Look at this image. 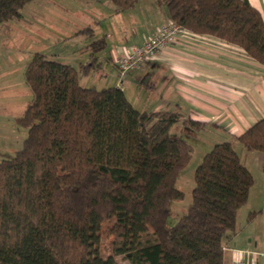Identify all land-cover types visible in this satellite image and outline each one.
Masks as SVG:
<instances>
[{
	"label": "trees",
	"instance_id": "trees-1",
	"mask_svg": "<svg viewBox=\"0 0 264 264\" xmlns=\"http://www.w3.org/2000/svg\"><path fill=\"white\" fill-rule=\"evenodd\" d=\"M29 1L0 0V23L19 17ZM110 1L117 10L137 2ZM163 2L171 21L264 66V21L247 0ZM89 47L101 51L104 38ZM24 80L31 100L18 121L27 135L0 160V264H120L117 255L130 264H223V240L236 230L253 184L231 141L203 154L191 202L169 225L172 201L184 196L176 177L193 153L187 138L171 134L181 113L140 110L120 86H83L77 68L40 52L27 61ZM237 140L264 152V117ZM110 220L111 252L103 256L101 227Z\"/></svg>",
	"mask_w": 264,
	"mask_h": 264
},
{
	"label": "crops",
	"instance_id": "crops-1",
	"mask_svg": "<svg viewBox=\"0 0 264 264\" xmlns=\"http://www.w3.org/2000/svg\"><path fill=\"white\" fill-rule=\"evenodd\" d=\"M80 1H84L82 6H91L89 9L81 8L86 18L78 21L81 24L80 32H84L88 39L83 41L84 53L69 56L64 59V63L77 68L79 83L83 86L93 82L90 77L86 78L90 73H93V79L104 75L114 86H120L128 100L140 110L179 111L182 117L177 124L183 127L186 126L183 122L185 118L198 121L202 127H188L189 134L196 139V131L209 139L204 146V153L218 141L232 142L242 162L251 171L253 184L247 201L237 212L236 230L228 232L223 240V264H233L238 260L247 264H264V152L246 151L237 140L241 133L264 117V66L235 45L212 35L190 32L120 79L114 64L115 58L130 46L145 41L160 26L170 21L169 16L168 19L151 18L157 12L155 4L163 6L161 12L164 16L165 3L162 0H137L133 7L117 10L110 0ZM247 1L260 12L264 21V0ZM61 10L62 27L73 33L75 24L67 25L69 20L66 18H72L70 12L75 13L80 9L62 4ZM65 12L68 17H65ZM145 14L151 18L146 31L126 39L121 20L133 24L139 15L146 18ZM38 17L39 21L43 19L44 22L52 19L42 13ZM104 22L108 26L103 28L101 25ZM38 23L34 25L36 28L41 26ZM87 28L91 29V35L88 30L83 31ZM16 29L21 34L25 31L18 27ZM14 31L15 28L11 33ZM98 38H104L105 47L92 53L89 44ZM49 50L50 47H41L33 53L40 52L52 58L57 56L58 53ZM103 61L106 66H103ZM102 66L106 69L111 66V70L105 71ZM83 78L84 82L81 83ZM188 140L193 145L192 140ZM251 212L257 213L248 220Z\"/></svg>",
	"mask_w": 264,
	"mask_h": 264
},
{
	"label": "rangeland",
	"instance_id": "rangeland-1",
	"mask_svg": "<svg viewBox=\"0 0 264 264\" xmlns=\"http://www.w3.org/2000/svg\"><path fill=\"white\" fill-rule=\"evenodd\" d=\"M83 2L84 1L80 0H31L25 4L24 8L21 10L22 14L19 17L0 23V160L21 149L27 135V128L22 126L18 119L31 100L30 89L24 80V68L27 62L26 59H28L29 55H32L33 51L37 50V48L45 47L47 49L50 47L49 51L52 50L58 54L54 58H49L64 62V59H67L69 56L74 54L78 56V54L82 55L84 53L85 45L83 41L87 40L88 37H86L84 32H80L81 24H79L78 21L86 18L83 12L84 10L81 8L89 9L91 6H82ZM62 4L64 6L67 4L70 8L75 10L80 9L75 13L70 12L72 18H66L69 20L67 25L75 24L73 33L67 32L65 28L62 27ZM155 10L157 12L155 14L153 13L151 18L158 19L160 17L168 19V13L165 7L164 16L161 12L163 11V6L155 4ZM41 13L42 15L52 17V19L45 22L43 19L39 21L38 15ZM64 15L68 17L66 12ZM145 16L146 18H143V16L141 17L139 15L133 24L124 19L121 20V22H123L121 27L124 30L126 39L142 31H146L151 18H149L147 14H145ZM37 21L41 23V26L36 28L34 25ZM32 25L34 27H32ZM101 26L104 28L108 25L104 22ZM17 27L25 31L22 32V34L17 33ZM13 28H15V31L11 33ZM102 64L106 66L105 61H103ZM109 70H111V66H107L105 71ZM100 72L102 73V70ZM113 72L117 74L115 70H113ZM92 74L93 73H90V75L86 77H90L93 81L89 82L91 84H87L89 87L100 89L101 87L114 85L113 82H110L111 80H106L104 75H98L97 79H93ZM120 79H124L123 75ZM83 82L84 78L81 79V83ZM127 94L131 97L130 93ZM188 127L189 126L183 127L181 124H175L171 128V134L183 135L185 138L192 140L194 150L190 161L179 171L176 177L175 186L183 191L184 196L181 200L172 201L170 213L167 218V223L169 225H173L177 219L185 213L191 202L195 168L199 164L204 153V146L209 141L208 138L200 136L196 131L195 135L199 139L193 138V136L189 134L190 127ZM248 158L246 160L247 164L250 163ZM111 222L112 220L105 222L101 227L99 250L103 256L111 252L112 236L108 232V225ZM115 259L120 264H130L129 261L121 255L115 256Z\"/></svg>",
	"mask_w": 264,
	"mask_h": 264
},
{
	"label": "built area",
	"instance_id": "built-area-1",
	"mask_svg": "<svg viewBox=\"0 0 264 264\" xmlns=\"http://www.w3.org/2000/svg\"><path fill=\"white\" fill-rule=\"evenodd\" d=\"M188 33H190V31L185 27L170 20L166 24L160 26L156 32L145 41L130 46L121 55L115 58L114 64L118 73L122 76L129 71L140 68L146 60L153 58L158 52L163 51ZM233 264L247 263L238 260Z\"/></svg>",
	"mask_w": 264,
	"mask_h": 264
}]
</instances>
